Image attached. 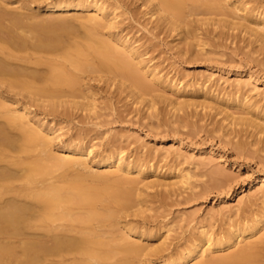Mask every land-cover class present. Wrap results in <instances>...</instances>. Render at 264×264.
<instances>
[{"label":"bare ground","instance_id":"obj_1","mask_svg":"<svg viewBox=\"0 0 264 264\" xmlns=\"http://www.w3.org/2000/svg\"><path fill=\"white\" fill-rule=\"evenodd\" d=\"M221 1L142 0V5L146 7L143 14L149 15L152 26L161 31L168 29L170 32L171 29L181 35L179 42L184 47L179 49L184 55L198 56L200 53L195 46H207L208 42L211 45L210 39L214 38L210 37L209 30H206L209 34L203 31L205 37L202 36V31H199L202 25H212L213 30L220 29L222 25L229 30L246 31L254 37L255 40L251 37V41L260 45L257 47V43L252 48L264 50L263 3L254 1L248 6L251 0H234L235 7L228 9L230 12L223 10L227 17L218 18L215 14L219 13L215 10L221 7ZM8 2L0 0V119L4 121L3 124L0 121V264H132L145 254L161 256L159 260L145 259L147 264H264V174L251 181L253 186L259 182L262 186L255 193H247L237 205V210L223 202L217 212L223 214L219 216L225 222L219 221L218 228L213 223L202 221L191 228L190 234L183 235L179 243H173L172 224L163 222L161 226H165L167 231L161 235L158 233L161 231L158 225L162 223L159 220L155 224L158 228L153 226L156 229H145V225H141L147 223L148 214L141 224L137 218L135 221L139 223L130 219V216L143 214L145 217L150 207L152 210L153 202L161 200L164 203L171 193L191 184L193 176L188 171L176 174L171 169L168 174L173 178L167 180L163 177L166 173L161 175L158 166L151 163L154 159L158 162L168 159L170 152L163 155L161 151L157 156L152 149L144 157L141 155L129 160L123 154L125 148L116 146L117 140L112 143V139L110 143L115 147L103 149L104 154L94 159L91 157L93 146H85L82 141L86 140V136H82L84 132H87L84 135H90L88 127L86 130L83 128V133H74L58 145L60 149L57 152L54 142L60 139L61 128L41 117L34 106L39 105L53 114L59 111L60 106L65 111L72 108H90L88 110L93 111L98 105L84 73L87 70L105 71L111 75H100L102 73L99 72V79L102 76L100 81L111 80L109 85H119L122 93L126 91L130 97L151 101L148 103L150 109H155L152 107L159 101L154 95L156 82L170 90L173 98L167 93L158 96L178 111L184 107V110L187 107L191 109L192 105V108L210 107L216 109L217 114L224 115L221 122L226 121V125L218 126L220 131H224L223 136L236 135L246 126V130L252 129L249 134L254 131L255 137H259L264 134V103L253 99L244 89L253 76L238 80L236 86L233 84L232 89L225 91L224 86L217 91L216 85L213 88L207 83L209 79L192 80L189 84L195 85V91L191 90L194 86L189 89L187 83L186 86L180 85L182 80L175 81L160 67L150 64L151 59L145 57L148 51L141 48L144 43L140 45L137 39L129 36V32L124 34L118 27L119 15L115 11L124 5L123 0H116L115 5L107 0H32L30 4L26 1L27 4L14 5L15 8H11L12 4ZM125 7L132 9L130 5ZM85 10L93 12L83 20ZM200 14L204 17H194ZM33 16L44 19L30 22L29 18ZM80 27L86 30V33L79 31L83 37L77 35L78 30L76 35L73 33ZM103 28L109 29L108 32L106 30L105 33ZM77 36L81 38L77 39ZM191 91L198 95L186 97ZM14 130L19 133L13 134ZM245 141L237 142L239 152L246 149L247 143L252 144V141ZM256 143L259 144L258 141ZM113 166L126 175L111 180L113 172L108 168ZM212 172L217 175L218 183L229 180L222 168ZM140 182H144L143 187ZM160 187H171L170 193L161 188L163 192L155 193L160 196L155 201V194L150 196L152 194L147 190ZM237 193L233 190L229 196ZM215 212L213 214L217 218ZM120 253L123 259H115H121Z\"/></svg>","mask_w":264,"mask_h":264},{"label":"rangeland","instance_id":"obj_2","mask_svg":"<svg viewBox=\"0 0 264 264\" xmlns=\"http://www.w3.org/2000/svg\"><path fill=\"white\" fill-rule=\"evenodd\" d=\"M6 1H9L8 3L12 4L10 5L11 8L12 7L15 8L16 6L22 3L27 4L29 1L32 2V0H6ZM107 1L108 3L112 2L114 4L116 0H107ZM228 1L232 2L234 0H222L220 3L222 10L221 7H217L219 6V4L216 6L217 10L215 11L218 12L219 14H215V13L214 14L217 15L218 18L227 17L226 14L223 13L224 12L223 10L226 11L227 9V12H230L228 11V9L231 10L232 8L235 7L234 6L235 4L233 2L229 3ZM245 1H249V0H245ZM254 1L255 2L259 1L260 4L263 3L262 5H264V0H253V1L251 0L250 4L248 3V6L253 5ZM30 2L28 4H30ZM122 4L124 5L120 6L115 11V14L119 15L117 18V20L119 21L117 22L120 23L117 24L118 27L121 28L122 31H124L123 32L124 34L129 32V36L132 37L133 39H137L138 40L137 43H141L140 45L144 43V45L141 46V48L143 47L142 50L148 51V53L145 55L146 59L147 60L151 59L150 64L157 65L158 68L160 67L161 70H163L164 74L168 73L167 75L170 76L171 78L174 77L175 81L178 80V82H180V80H182L183 82H180V85H185V86L193 82L192 80H196L198 78L199 80L209 79L207 83L211 85L213 88L217 86L216 87L217 91L218 88H224V87L225 88L223 89V91H225V89L227 90L232 89L233 86H236L238 84V80L244 79L245 77L252 75L253 78L250 81L251 83L245 84L244 89L248 90L247 93L250 92V95L253 97V99L254 98L260 99L261 104L264 103V53H262L264 50L256 51L254 50V48H252L255 47L258 42L257 43H255L254 41L252 42L251 40L252 38L254 39V37H252L250 34H247L248 32L247 33L246 31L242 32L240 29L229 30L228 28H224L225 26L222 25L220 26V29L218 27V29L213 30L212 25H202L204 29L201 28L199 30L200 32L202 31L201 32L202 36L205 37V34H209L211 32V34L209 35L210 37L214 38V39H210L213 42L211 41V45H209L210 42H208L207 40L208 42V43L206 42L207 46H203V47H201V45L195 46V50H197L200 53V55L188 56V54L184 55L183 53L180 52L181 51L180 49L184 44L179 42V40L181 41L180 39L181 37H179L181 35L180 34L178 35L177 31H173L171 29L170 32L168 29H165L166 31L165 30L161 31L155 26H152L153 25L152 23H149V15L143 14L144 10H146V7L142 5V0H123ZM125 5L126 6L130 5L132 9L126 8ZM7 7H9V5ZM92 12H93L92 10H85V12L83 13L84 19L82 16L80 17V19L85 20L87 14ZM201 16L204 17L203 14L196 15L194 17L197 18ZM207 16L208 15H205V17ZM31 18H29L30 22H37V21L39 22L44 19L43 17H40L39 19V17L36 18L35 16H33L32 18L33 20ZM102 30L105 33H107L109 29L107 30L106 28H103ZM206 30H209L210 32ZM223 30L224 33L222 32ZM76 31H77V35L78 34L81 35L83 32L86 33V30L82 27L75 28L73 32L75 33V35H76ZM79 31L80 32L82 31V33L80 34ZM203 31H206V33ZM221 32L223 34H221ZM67 34H69V32H67ZM75 35L74 37H76ZM65 36L68 35L65 34ZM81 36L83 37V35ZM81 36H77L78 37L77 39H79V37L81 38ZM203 41L205 42L206 40L203 39ZM258 45L259 43L257 44V47L260 46ZM53 55H55V53ZM43 66L48 67V65H43ZM46 67L44 68L46 69ZM72 68L74 67L72 66ZM42 70L44 71V69ZM87 71H86L87 74L84 73V78L86 79V81L89 82V84H91L90 86L93 92L92 97L96 99L95 102L96 105H98L93 111L88 110L90 108L84 110L81 108H77V109L72 108V110L70 109L71 110L70 113V110H66L67 111L66 112L64 110V107L62 106L63 107L62 108L60 106L62 110L59 107V111L58 112L54 111L55 114H53V112L46 111L45 108L39 105L37 106L34 105L37 109L36 111L41 117H46V120L52 121L50 123L54 124L56 128H61L60 133H62V135L60 139L57 140V142H54V144H56L54 145V149H56L57 152L60 149V148L58 149V147L63 141L65 142L68 138L71 137V135L74 136V133L75 135L79 133H83L81 132L83 131V128L84 130H86L87 128L85 127H88L87 131L88 132L90 131L88 133L90 134L89 135L90 137L88 135H84V133L85 134L87 133L84 132L82 136H86V140H82V141L85 146L88 145L90 147L93 146L91 148L94 149V152L91 155V157L93 156L94 159L96 157L98 159L100 158V155L104 154L103 149L105 151L106 148L110 146L115 147L116 144L119 146L121 145L122 147L125 148L123 154H125V156H128V158H130L129 160L135 159L136 157H139L141 155L144 157L145 153L148 154L147 151L150 152L153 149V153L155 152L157 156L161 153V151L164 152L161 153L163 155L170 152L168 159L160 160L159 162L157 161V159H154L151 162L154 165L158 166L159 171L163 172V174L161 172V175H164L166 173V175L163 176L164 178H167V180H171V178H173L170 176V174H168L171 169H172L171 171L173 173L176 172V174L179 173V171L180 172L188 171L193 176L191 178L192 181L190 185H186V187L183 188L182 186L181 187L178 186V188L180 187V189H178L177 192L171 193L170 197L166 199L167 200L166 202L164 201V203L163 202L161 203L160 199H159L160 201H157L155 203L153 202L154 206L152 205L153 207L152 210L150 207V209L147 210L148 212L146 211L147 213H145V217L144 214L143 216L141 215L140 217L130 216V219L133 218L132 219L133 222L139 221L140 223L139 222L136 223L141 224L142 221L143 223V221L146 220V216L148 214V216L150 217L147 216V220H146L147 223L146 222L144 223L146 224L150 223L149 224L150 226L148 225L149 226L148 227L144 223L141 224V225H145L144 227L145 229L151 227L158 228L164 223L165 224L170 223L174 226V227L172 226L174 228L172 235H175L173 236L174 238L172 237L173 243L178 241L180 242V239L184 237L183 235L190 234L191 228L192 227L194 228V226H196L198 223L201 224L200 222L202 221H203L202 223H206V224L213 223L216 226L214 227L218 228L220 225L219 221H222L221 216L223 214L218 213L217 210L222 206L223 202H227L230 206L235 207L233 209L237 210L236 209L237 205H239L241 199L247 193H255L262 186V182L256 183L253 186L251 185V181L255 180L257 177L258 178L261 177L264 174V144H263L264 134L259 135V137H255L256 135L254 134V131H252L251 133L253 135L252 136L251 134H249L252 129L249 127V129L246 130V128L248 127L244 126L245 129L241 130L242 132L245 130L243 133L240 132L236 135L234 133L231 135L223 136L224 131L223 130L220 131L218 126L219 124L226 125V121H222L223 123L221 122V120H224L223 118L224 115L217 114L216 109L210 107L204 108L200 106L199 107L201 109L195 106H193L194 108L193 109L191 105V109L190 107H187L188 109L186 108L188 111L186 109L184 110L185 107L182 108L183 110L179 109L178 111L174 109V107H172L173 105L171 106L169 102H166L167 100L164 99L165 101H163V97H161L163 96L162 93H164L165 95L166 93L170 94L171 96L170 95L169 96L172 97V93L171 92L169 93L170 90L168 89L166 90L165 87H163L162 85L160 86V84L156 82H155L156 85L154 86L157 88V90L155 89L156 94L154 95H157V98L159 99H157L156 96H154V98H156V101L158 100L159 101L155 104V106L152 107L155 109H150L151 106L148 107L149 106L148 103H150L151 101L145 102L142 99L130 97L131 95H129L126 91H124L125 93H122L121 92L122 90L120 91V86L118 84L117 87L116 85L113 86L109 85L111 80H108L109 82L106 80L100 81V79L102 78L101 76V78L99 79L100 75H104L107 73L111 75V72L106 73L105 71L104 72L99 71L102 73L100 74L97 71H90V70ZM98 74H100L99 77ZM107 75H105L104 78H107ZM85 76L88 78H86ZM42 81L44 80H41V82ZM189 85H188L189 89H191L194 86V88H192L191 90L193 91H195L194 89L197 90L195 85L193 86L191 85L189 86ZM193 91L187 93L186 97L188 96L193 98L194 96L198 95V93ZM173 96H175V94H173ZM176 99L179 100L178 98ZM60 110L61 111L64 110V113L61 112ZM65 112L70 113L71 116L65 114ZM192 112L193 114H191ZM175 113H176V117H175ZM212 115L214 117H212ZM177 116L180 117L177 118ZM181 117L183 118V120H181ZM0 121L2 124L4 123L3 119H0ZM2 124L0 126H2ZM229 127L232 126H228V128ZM236 128H241V127L236 126ZM14 133L17 134L19 133V131L14 130L13 134ZM112 139H113L112 143H114L117 140L116 142L120 144L114 143L115 145H112L110 143ZM255 140H257L259 144L256 143L257 141L255 142ZM238 141H245V142L252 141L251 142L252 144L247 143L246 149L243 152H239L238 148H236V146H238L237 145ZM169 149L171 151H168ZM9 151L11 153H15V151L12 149H9ZM34 152H36L35 154H37L39 152V149L35 150ZM219 167L226 172V175L228 174L229 180L227 182L225 181V183L220 180H219L220 183H218V180L216 181L217 175L214 172H212V170L214 171L217 168L220 169ZM108 169L109 170L112 169L111 171L113 172L111 174V177H113L111 178V180L112 179L115 180L122 177L123 175L124 176L126 175V173L116 171V168L114 166ZM150 177L147 178L148 179L153 178V176L151 178ZM226 179L228 178L225 177V180ZM143 184L144 182L142 183L140 182V186L143 187ZM161 188L162 187H160V189L158 188V190L157 188L155 189L149 188V190L147 189L145 190H147V192H150L152 194L150 196H153V194L155 193L157 194V192L161 190ZM170 188L168 187L167 189L166 187H163L162 190L164 189V192H169ZM233 190L237 191L238 193L230 197L229 194ZM161 191H159L158 193H161ZM156 194L153 196L154 200L156 198H160L159 194L158 195ZM150 203L149 205L151 206ZM259 203H262L261 200H259ZM254 206L256 207L257 205ZM211 210L213 211L212 213ZM215 210L217 213L215 212ZM214 212L218 215L217 218H220L219 220L216 218V216H214L213 214ZM226 212H227L226 214L228 213L230 214V211L227 210ZM219 214L221 216H219ZM148 218H150L149 221ZM151 218L154 219V221ZM158 220L162 223H160V225H158L157 227V225L155 226V224L159 223ZM224 222L225 220L222 221V223ZM163 227L165 228V226ZM163 227L161 226L160 227L161 231H158V233L161 235H165L167 231L166 228L164 231ZM160 228L158 230H160ZM136 237H138V235ZM141 239L142 238L140 237V240ZM156 239L154 241H157ZM119 255L121 256L122 253L118 254V256ZM150 255L152 254H149L147 256L145 254L139 259L136 258L135 262L133 263L147 264L145 259H151V258L153 259L155 258L156 260L161 259L160 254H154V256H150ZM122 257L123 256H121V259L118 257H116L115 259L122 260L123 259ZM115 264L118 263L116 262Z\"/></svg>","mask_w":264,"mask_h":264}]
</instances>
